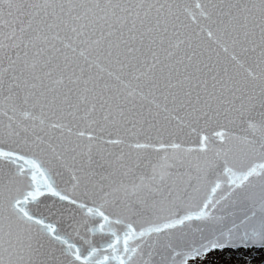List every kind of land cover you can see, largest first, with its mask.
<instances>
[{
	"label": "snow or ice",
	"instance_id": "obj_1",
	"mask_svg": "<svg viewBox=\"0 0 264 264\" xmlns=\"http://www.w3.org/2000/svg\"><path fill=\"white\" fill-rule=\"evenodd\" d=\"M261 252L264 0H0V264Z\"/></svg>",
	"mask_w": 264,
	"mask_h": 264
},
{
	"label": "rangeland",
	"instance_id": "obj_2",
	"mask_svg": "<svg viewBox=\"0 0 264 264\" xmlns=\"http://www.w3.org/2000/svg\"><path fill=\"white\" fill-rule=\"evenodd\" d=\"M219 255H220L219 252H216V253L210 254L209 259H213L214 257L219 256ZM259 259H260V260L264 259V252H261ZM256 264H259V260L256 262Z\"/></svg>",
	"mask_w": 264,
	"mask_h": 264
},
{
	"label": "bare ground",
	"instance_id": "obj_3",
	"mask_svg": "<svg viewBox=\"0 0 264 264\" xmlns=\"http://www.w3.org/2000/svg\"><path fill=\"white\" fill-rule=\"evenodd\" d=\"M262 260H264V259H262Z\"/></svg>",
	"mask_w": 264,
	"mask_h": 264
}]
</instances>
